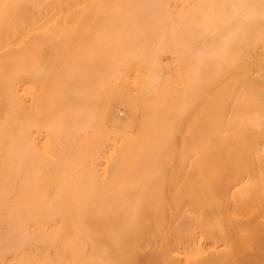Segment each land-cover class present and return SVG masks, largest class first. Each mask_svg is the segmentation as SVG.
<instances>
[{"label": "bare ground", "instance_id": "6f19581e", "mask_svg": "<svg viewBox=\"0 0 264 264\" xmlns=\"http://www.w3.org/2000/svg\"><path fill=\"white\" fill-rule=\"evenodd\" d=\"M0 264H264V0H0Z\"/></svg>", "mask_w": 264, "mask_h": 264}]
</instances>
